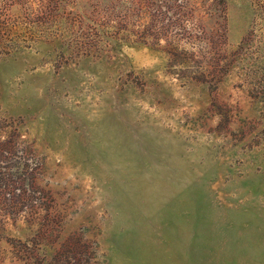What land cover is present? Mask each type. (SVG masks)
<instances>
[{
	"label": "rangeland",
	"instance_id": "374dc122",
	"mask_svg": "<svg viewBox=\"0 0 264 264\" xmlns=\"http://www.w3.org/2000/svg\"><path fill=\"white\" fill-rule=\"evenodd\" d=\"M0 264H264V0H0Z\"/></svg>",
	"mask_w": 264,
	"mask_h": 264
}]
</instances>
